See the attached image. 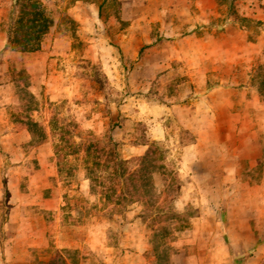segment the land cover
Returning <instances> with one entry per match:
<instances>
[{
  "label": "rangeland",
  "instance_id": "rangeland-1",
  "mask_svg": "<svg viewBox=\"0 0 264 264\" xmlns=\"http://www.w3.org/2000/svg\"><path fill=\"white\" fill-rule=\"evenodd\" d=\"M72 2L43 0L52 26L40 50L22 53L7 46L12 0H0V254L26 252L18 222L25 235L52 223L45 207L59 189L76 238L61 250L51 242L40 264H264V129L196 149L167 108L186 103L193 85L150 83L138 65L149 44L127 33L118 0H98L100 21L83 30ZM93 142L103 151H88ZM147 152L157 168L145 172ZM196 157L212 158V173L195 176Z\"/></svg>",
  "mask_w": 264,
  "mask_h": 264
},
{
  "label": "crops",
  "instance_id": "crops-1",
  "mask_svg": "<svg viewBox=\"0 0 264 264\" xmlns=\"http://www.w3.org/2000/svg\"><path fill=\"white\" fill-rule=\"evenodd\" d=\"M118 1L120 19L130 22L127 33L140 37L142 45L149 44L147 48L136 44L134 51L150 50V60L138 63L150 69V83L193 85L194 94L186 103L167 104V108L182 128L195 133L196 149L213 148L211 139L218 144L222 133L239 138L255 132L257 125L264 129V0H236L233 7L223 0ZM67 11L83 30L100 21L101 4L74 0ZM243 20L258 21L260 27L251 31ZM174 76L180 79L175 81ZM155 131L160 133L157 125ZM135 147L146 152L143 144ZM193 164L203 166L194 172L199 177L212 173L215 163L209 157H196ZM49 201L52 204L45 209L54 211V221L30 227L26 235L28 223L19 221L17 236L27 242L26 252L8 247L0 254V264H40L47 258L39 252L48 251L51 242L58 250L72 244L76 233L64 220L62 191H52ZM31 248L38 254L27 252Z\"/></svg>",
  "mask_w": 264,
  "mask_h": 264
},
{
  "label": "trees",
  "instance_id": "trees-1",
  "mask_svg": "<svg viewBox=\"0 0 264 264\" xmlns=\"http://www.w3.org/2000/svg\"><path fill=\"white\" fill-rule=\"evenodd\" d=\"M230 1V7L234 6L236 0H223ZM52 26V19L48 14L43 0H12V6L10 10L7 46L12 50L18 52H34L38 51L42 47V43L49 33ZM99 148L102 152L103 148L99 142L91 143L87 147L90 151L92 148ZM116 167L121 170V177H124V161L116 158ZM146 165V166H145ZM142 166L144 171L149 169L150 171L157 168L153 153H146L143 157ZM146 168V170H145ZM143 172V173H145ZM129 179L133 181V176L129 174ZM123 193L125 200H130V195ZM153 192L150 190V196ZM157 246V244H156ZM158 247V246H157ZM43 264H69L64 257H58Z\"/></svg>",
  "mask_w": 264,
  "mask_h": 264
}]
</instances>
